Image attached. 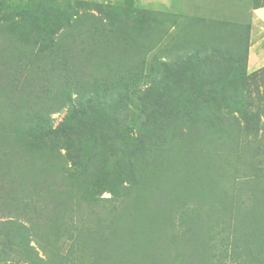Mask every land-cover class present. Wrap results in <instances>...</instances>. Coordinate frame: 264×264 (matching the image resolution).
Masks as SVG:
<instances>
[{
    "label": "rangeland",
    "instance_id": "obj_1",
    "mask_svg": "<svg viewBox=\"0 0 264 264\" xmlns=\"http://www.w3.org/2000/svg\"><path fill=\"white\" fill-rule=\"evenodd\" d=\"M95 4L118 20L110 24ZM263 6L0 0V264H264V12H253ZM56 8L68 25L30 14L22 22L20 12ZM46 40L55 44L40 49ZM195 48L208 59L204 85L193 84V102L161 138L142 135L149 108L139 95L151 76L161 79L157 58ZM128 72L146 82L116 115L119 127L106 135L114 143L95 131L70 159L62 141H31V118L62 122L66 90L91 94L99 82L114 84L105 92L114 96ZM122 155L135 185L117 196L100 191Z\"/></svg>",
    "mask_w": 264,
    "mask_h": 264
},
{
    "label": "trees",
    "instance_id": "obj_2",
    "mask_svg": "<svg viewBox=\"0 0 264 264\" xmlns=\"http://www.w3.org/2000/svg\"><path fill=\"white\" fill-rule=\"evenodd\" d=\"M79 5H81V3H77V6ZM92 9L100 11L104 17L109 19V23L112 25L114 21L118 20L119 14L116 13L115 10H112V8L109 9L95 4ZM29 14L34 19V22H38L37 20L40 19L43 21L44 18H50L52 24L56 26V29L59 25H68L70 20L68 12H63L60 11L59 8H56L53 9V11L50 9L46 10L44 15H41V12L37 9L20 12V15L23 17L22 22L26 20V17ZM144 17L146 18L144 24L145 27H147V22L150 17H147V15ZM236 26L238 29V24H236ZM143 27L144 26H142V28ZM49 32V38L57 33L54 30L48 31V33ZM170 38L172 39V37ZM47 40L41 43L40 49L44 50L45 47H50L55 44V42H52L51 45H47ZM60 47L57 48L58 51L60 50ZM216 49L220 50V48L216 46L208 59L211 57L214 58V53L218 52ZM70 51L72 50H69L68 52V50L65 49L64 53H70ZM74 51L75 50L73 49V52ZM193 51L194 52L190 56L184 57V53H180L179 56L181 58H173L169 61L159 60L157 58L155 70L156 72H160L161 79L156 81V75L154 74L151 76L148 79L150 82L149 86H147L139 95V101H143L142 104L149 108L147 113H145L147 123L145 122L142 125L140 131L142 135L152 132L156 134L157 137L161 138L164 123L170 119L178 117V115L193 102L192 99L196 96L194 90L195 86H193V84L197 86L198 90L204 85L205 81L203 80L206 77L201 76V74L204 72L206 64H208V62L206 63L208 59H203L199 56L200 52H198L197 48ZM235 78L236 76H232V79ZM145 82L146 81H143L141 76L128 72L127 76H122L115 83V87L119 86L122 90L114 96L105 95V92L111 90L114 87V84L110 86H102L99 82L95 83V88L91 94H87V92L82 90H77L73 92L76 96L72 98V92L66 90L64 94H66L65 105H67V111L62 122H59L55 127H52L49 125V119L48 121L45 120L46 117L37 115L36 117L31 118V123L33 125L30 126L29 131L27 130L32 137L31 141L36 143L37 148L43 145V142H47L48 138H50L52 142L62 141L60 146L66 150V155L70 159L74 157V147L77 146L82 137L85 140L87 138L95 140V138L91 136L95 131L103 135L107 140L111 139V143H114L113 139L106 137V135L112 133L116 127H119V124H114L116 121V115L127 100L129 93L137 91L138 86ZM165 83L172 84L168 86L165 85ZM162 97H164V99ZM119 132L123 133L122 130H119ZM85 140H83V143ZM128 153L127 150L125 154ZM125 157L126 156L123 155L120 156L115 167L106 173L107 179L102 181L98 186L100 191H107L109 194L117 196L120 186L127 188L135 185L134 182L136 181V175L134 174L132 163L128 160L125 161ZM128 184L129 186H127Z\"/></svg>",
    "mask_w": 264,
    "mask_h": 264
},
{
    "label": "crops",
    "instance_id": "obj_3",
    "mask_svg": "<svg viewBox=\"0 0 264 264\" xmlns=\"http://www.w3.org/2000/svg\"><path fill=\"white\" fill-rule=\"evenodd\" d=\"M253 12H264V6L263 7H256V9H253Z\"/></svg>",
    "mask_w": 264,
    "mask_h": 264
}]
</instances>
